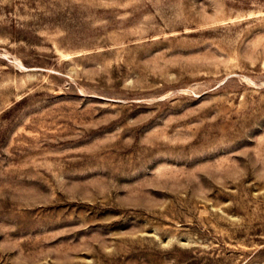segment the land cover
<instances>
[{"label":"rangeland","instance_id":"obj_1","mask_svg":"<svg viewBox=\"0 0 264 264\" xmlns=\"http://www.w3.org/2000/svg\"><path fill=\"white\" fill-rule=\"evenodd\" d=\"M0 264H264V0H0Z\"/></svg>","mask_w":264,"mask_h":264}]
</instances>
